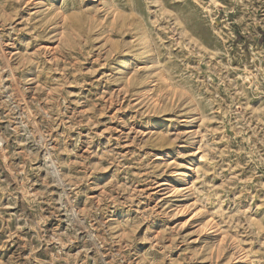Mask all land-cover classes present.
Instances as JSON below:
<instances>
[{
	"label": "rangeland",
	"instance_id": "rangeland-1",
	"mask_svg": "<svg viewBox=\"0 0 264 264\" xmlns=\"http://www.w3.org/2000/svg\"><path fill=\"white\" fill-rule=\"evenodd\" d=\"M0 264H264V0H0Z\"/></svg>",
	"mask_w": 264,
	"mask_h": 264
},
{
	"label": "bare ground",
	"instance_id": "bare-ground-1",
	"mask_svg": "<svg viewBox=\"0 0 264 264\" xmlns=\"http://www.w3.org/2000/svg\"><path fill=\"white\" fill-rule=\"evenodd\" d=\"M96 1V0H95ZM189 176V175H188ZM195 211V210H194Z\"/></svg>",
	"mask_w": 264,
	"mask_h": 264
}]
</instances>
